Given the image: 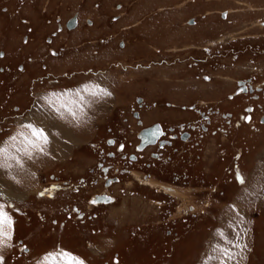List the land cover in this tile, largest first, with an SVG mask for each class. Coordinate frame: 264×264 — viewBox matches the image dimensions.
<instances>
[{
    "label": "rangeland",
    "instance_id": "1",
    "mask_svg": "<svg viewBox=\"0 0 264 264\" xmlns=\"http://www.w3.org/2000/svg\"><path fill=\"white\" fill-rule=\"evenodd\" d=\"M70 1L0 0V147L20 161L0 157V190L11 194L0 191V205L14 222L12 239L0 247L3 264H53L45 258L60 251L84 264H264V123L258 119L264 94L228 97L238 78L254 73L257 85L264 78V0H91L101 14L87 31L99 24L107 29L84 33L75 46L63 35L76 17L64 21L73 12ZM104 3L109 7L100 9ZM181 27L189 36H178ZM79 48L87 50L84 61L69 64L66 53L74 57ZM245 59L247 68L232 72ZM51 96L70 104L75 116L56 112ZM138 97L147 116L142 124L130 115ZM196 108L212 112L211 122ZM45 116L68 130L64 135L51 126L41 152L18 133L27 134L22 125L28 123L51 128L35 122ZM154 120L164 127L194 124L193 138L176 141L178 150L166 148L159 159L149 156L158 149L152 145L139 161L130 160L127 153L138 151L137 129ZM112 134L122 150L106 144ZM110 176L118 180L107 185ZM159 179L193 191H165L171 185ZM98 192L114 200L94 205Z\"/></svg>",
    "mask_w": 264,
    "mask_h": 264
},
{
    "label": "flooded vegetation",
    "instance_id": "2",
    "mask_svg": "<svg viewBox=\"0 0 264 264\" xmlns=\"http://www.w3.org/2000/svg\"><path fill=\"white\" fill-rule=\"evenodd\" d=\"M76 18V20H77V17H75ZM67 23V22H66ZM65 26H66V24H65ZM66 28H68L67 26H66ZM50 51V53L52 54V55H55V53H57V51L55 52L54 50H52V49H50L49 50ZM1 55H3V58H4V56L6 55V53H5V51H1ZM21 66L19 67V69H21V70H23L24 69V67L23 66H25L26 67V65L25 64H23V63H21L20 64ZM44 69L47 67V65L45 64V63H43V66H42ZM0 69H2L1 71L3 72V71H5L4 70V68H2V67H0ZM51 72V71H50ZM256 77L255 76H253L252 74H249V75H246V76H244V77H241V78H238L237 80H236V87H235V89L233 90V93H228V97H230L233 101H234V99H236V98H238V97H240V96H248V97H250V98H258L259 97V94H258V92L259 93H262V94H264V78H262L261 79V82H260V84L259 85H257V84H255L254 83V79H255ZM34 80L33 81H35V80H38L39 78H33ZM53 80V79H52ZM52 80H50V81H52ZM54 81V80H53ZM259 83V82H258ZM229 98V99H230ZM50 99L52 100L53 99V101H54V104H55V110H56V112H59V114H61V115H64V114H70V115H72L71 114V109L69 108V106L68 105H70V104H68V105H64L65 107H61L59 104L60 103H62L63 102V99L61 98V100L60 99H57L55 96H51L50 97ZM137 101H138V104H139V107L138 108H136V109H134L133 108V110L130 112V115L132 116V117H135V121L137 122V123H140V124H142L143 123V121L147 118V116L145 115V113L143 112V107H142V105L140 106V103L142 102V101H140V98L138 97L137 98ZM68 103H70L71 101H67ZM66 102V103H67ZM59 103V104H58ZM49 104V103H48ZM58 106V108H59V110H57V107ZM67 106V107H66ZM191 106V105H190ZM189 106V107H190ZM192 107H194V105H192ZM248 108H253L251 105H249V106H247ZM69 108V109H68ZM159 110V109H158ZM158 110H156V111H158ZM195 110H198L199 111V114H200V116H201V118H203V119H205V121L207 122V123H210L211 122V113H208V114H206L205 113V111L204 110H200V109H195ZM213 111V110H212ZM47 112H49V110L47 111ZM75 112V111H74ZM213 112H215V110L213 111ZM150 113L151 112H149V116H150ZM241 116H242V119H244L245 121H250L251 119H252V115H251V113H247V112H244V113H242V114H240ZM45 118H49L48 116H45L44 117V119ZM258 119H259V121L260 122H263L264 123V112L263 113H261L259 116H258ZM62 120H67V118H65L64 116L62 117ZM43 122L42 121H40V125L42 124ZM180 123V122H179ZM185 123V122H184ZM205 124V123H204ZM203 123H201L200 124V128H203V129H207L208 128V126L205 124L204 125ZM188 125V124H187ZM147 126H150V127H152V130H153V132L156 134V137H155V139L153 140V141H149V142H147V143H145V144H143L142 146H141V138H140V136H139V131H140V129H142L143 127H147ZM190 128H185L184 127V125H181V127L179 128V126L177 127V125H173V124H168V125H166V127H164L163 125H162V123L159 121V120H154V121H152V122H150V123H145V124H143L142 126H140L138 129H137V131H136V135H137V142L134 144V146H135V148H137L138 149V151H137V153H135V152H128L127 153V157L130 159V160H136V161H139L140 160V157H141V153H142V151H145V149H148L150 146H152V145H155L158 149L157 150H149L148 151V153H149V156H153V157H158V159L161 157V155H162V153H163V150L164 149H166V148H169V147H171L172 149H175V150H178V147H176L175 145V143H176V141H179V142H182V143H185V142H188V141H190L192 138H193V130H192V128L193 127H195L194 126V124H191V125H188ZM105 142H106V144L108 143V144H112V145H116V148H117V150H122L125 146H124V143L123 142H119L118 141V139L116 138V136H114L113 134L112 135H109V136H107L106 138H105ZM111 142V143H110ZM103 150V149H102ZM103 152H105V151H103ZM107 155H109V156H113V155H115V151H107ZM101 158L103 159V160H105L106 159V156L104 155V154H101ZM170 158H172L171 156H169V155H166L165 156V159L167 160V159H170ZM155 160V159H154ZM215 162H213L212 164H214ZM99 164V163H98ZM145 164H147L146 162H145ZM100 167L103 165V162H100ZM102 169L104 170V169H107V165L106 166H104L103 165V167H102ZM130 173H131V170H130ZM141 173V175H142V178H144V179H146V180H149V179H154V178H156L155 176H152L151 175V172L150 173H146V172H140ZM174 177L173 178H175V180H177V179H179V174L178 173H175L174 175H173ZM158 179V178H157ZM113 180H118V177H107L106 178V180H105V182H106V184L108 185H110V184H113ZM156 180V179H155ZM160 181L159 182H162V183H167L166 181H163L162 179H159ZM174 180V181H175ZM71 182V181H70ZM117 182H119V181H117ZM64 183L66 184H68V181H64ZM114 183H116V182H114ZM167 184H170L171 186H168V185H166L167 187H164L165 188V191H170L171 189H173V190H175V186L176 185H173L174 183H167ZM148 186H150V187H154V186H152V185H149L148 184ZM158 187V186H157ZM168 188V189H167ZM75 190H76V188H75ZM180 190H182V191H185L186 192V195H187V192L189 191H193V188H192V186H189V187H187V188H184V189H179V191L178 190H175V191H177V192H180ZM98 194H103V195H105L108 199H105L106 201H111V200H114V197H112V195H110V194H108V193H106V192H98V193H94L93 194V196L91 197V200L92 201H95V203H94V205H108L107 203H105L104 201L102 202V200H103V197L102 198H97V195ZM178 194V193H177ZM183 194V193H182ZM104 196V197H105ZM105 197V198H106ZM188 197V196H187ZM99 201V202H96V201ZM97 203V204H96ZM190 203H188V207L189 206H191L192 208H193V204H190ZM73 207V206H72ZM75 207V209H76V213L77 214H80L82 217H83V214H84V211H81V209L80 208H77V206H74ZM78 210V211H77ZM69 214V213H68ZM94 214H96L95 212H94ZM97 215V214H96ZM83 219V218H82ZM20 242H21V240H20ZM23 249H28V250H30L31 248H29L28 247V245H26L25 246V244H24V246H23Z\"/></svg>",
    "mask_w": 264,
    "mask_h": 264
},
{
    "label": "snow or ice",
    "instance_id": "3",
    "mask_svg": "<svg viewBox=\"0 0 264 264\" xmlns=\"http://www.w3.org/2000/svg\"><path fill=\"white\" fill-rule=\"evenodd\" d=\"M96 87L99 88L98 85ZM85 91H88V89H85ZM100 91L104 92L105 95H111V93H108L103 89H100ZM76 95L79 96V100L81 102L84 101L83 96H80L79 93H76ZM90 95L96 96L97 92L91 91ZM73 102L75 103V101ZM61 106L64 107V105ZM71 114L75 116L74 112H71ZM22 127L28 129L27 134L24 132L18 133L19 136L23 137L22 143L26 146H31L32 148H35L38 151L42 152L43 145H47L49 142L48 136L45 134V130L41 127L34 125L33 123L24 124L22 125ZM151 135H155V133H152ZM11 140L16 141L17 136L11 137ZM38 141L42 142V144L38 143ZM21 151H23L25 154H29L27 147L16 148V152L19 153ZM0 157H3L5 162L7 160H16L17 163H20L19 159L15 155L10 154L9 149L7 147H0ZM4 166L5 163H0V167ZM93 203H95V201H93ZM13 223L14 222L12 217L6 211H4V206L0 205V247L8 246L5 242L12 239ZM229 243H231V241H229ZM234 247H241V245L236 244L234 245ZM243 247H246V245H244ZM223 255H226L229 259H231L232 256L230 250L227 248L223 249ZM45 259H50L51 261H53V264H84L81 259L74 256L72 253L66 251H60L55 254L50 253L49 256ZM0 264H3L2 255H0Z\"/></svg>",
    "mask_w": 264,
    "mask_h": 264
},
{
    "label": "crops",
    "instance_id": "4",
    "mask_svg": "<svg viewBox=\"0 0 264 264\" xmlns=\"http://www.w3.org/2000/svg\"><path fill=\"white\" fill-rule=\"evenodd\" d=\"M91 0H71L70 1V8H71V10L73 11L69 16H67L65 19H64V21H66V20H68V18H70L72 15H76V17H77V22H78V25H77V27H75L74 29L73 28H67V29H64V31H63V35H66V43L67 44H69L70 43V45L71 46H75V45H77L76 43V41H77V39H80V40H84V38H86V34L84 35V33H90L91 34V32L92 33H102V32H104L106 29H107V26L105 25V26H102V25H100L99 24V26H98V30H90V31H87V29L88 28H94L95 26H96V24H95V20H98V18H99V14H101V13H98V9H96V7H94V6H97V3H95L94 1H93V7L91 8V7H89V5H88V2H90ZM92 4V3H91ZM109 7V5H107V4H105L104 3V6L103 7H100V9H107ZM64 12H61V14H63ZM113 16V15H112ZM120 16V15H119ZM116 17L115 18V20H118L120 17ZM88 17H91V23H87V18ZM99 20H100V18H99ZM102 22V21H101ZM102 24V23H101ZM125 28H127V27H136V25H128V26H124ZM140 27L141 28H143V29H145V30H148L149 32L152 30V25H146V26H142V25H140ZM183 27H181V28H176V31L175 32H178L179 33V35L178 36H180L181 38H183V37H185V36H187L189 33H187V34H185L184 35V28L182 29ZM71 29H73V30H71ZM95 29V28H94ZM191 29H192V34H193V36H192V39L193 40H197V37H196V35L198 34V32H197V30L199 31V29L197 28V26H195V27H191ZM63 30V29H62ZM186 32V31H185ZM64 33H66V34H64ZM68 33H71L72 35L71 36H69L68 37ZM194 34H195V36H194ZM78 35V36H77ZM84 35V36H83ZM189 36V35H188ZM92 39H93V37H91ZM95 38V37H94ZM136 45L134 44V45H131L130 46V48H131V52H134L135 50H136ZM91 47H88L87 49H90ZM80 49V48H79ZM77 51H78V53H77ZM77 51H75V56L74 57H72L70 54H68V52L66 53V59H67V62L69 63V64H76L77 62H80V63H82L83 61H84V55H81V52L82 53H84V54H86L85 52L87 51H81V49L80 50H77ZM71 52V51H70ZM87 57V56H86ZM248 58V57H247ZM86 59V58H85ZM242 61V60H241ZM248 60L247 59H245V60H243V62H240V63H235V64H232L234 67V69L232 70V72L233 71H235V69L236 68H239V69H245V68H247V66H248V64L246 63ZM252 61H254V60H252ZM255 62V61H254ZM250 63V62H249ZM250 64H253V62L252 63H250ZM255 65V64H254ZM259 69V68H258ZM252 75L253 76H255L256 78H258V76L257 75H255L254 73H252ZM228 76H229V78H231V77H233L234 79L235 78H237V77H235V75H233V76H230L229 74H228ZM211 78V77H210ZM232 78V79H233ZM178 88V87H177ZM67 122V121H66ZM54 133V132H53ZM54 135L55 136H60V135H57V133H54ZM49 143V142H48ZM1 170V169H0ZM193 206H194V204H193ZM195 207V206H194Z\"/></svg>",
    "mask_w": 264,
    "mask_h": 264
},
{
    "label": "bare ground",
    "instance_id": "5",
    "mask_svg": "<svg viewBox=\"0 0 264 264\" xmlns=\"http://www.w3.org/2000/svg\"><path fill=\"white\" fill-rule=\"evenodd\" d=\"M73 18V17H72ZM68 22V21H67ZM76 23H77V20H76V18H75V20L74 21H70L69 22V26L67 25V23H66V26L68 27V28H73L75 25H76ZM42 116V115H41ZM43 120V121H42ZM32 121H34L33 119H32ZM40 121H42L43 123V125L45 124L46 125V127H54L53 129H57L58 131H60L62 134H64L65 135V132L68 130L66 127V131L64 130V126H66V125H64L63 126V124H61L60 122H58V121H53L52 119L50 120V118H45L44 119V117H42V118H39V120L38 121H35L36 123H40ZM37 124V125H38ZM44 125V126H45ZM52 127L51 128H47V130L45 131V133L48 135V129H52ZM69 136V135H68ZM67 136V137H68ZM70 137V136H69ZM151 141H153V140H151ZM14 171V170H13ZM1 192H3V194H6V195H11L10 194V192H9V190H7V189H5V188H2L1 187V190H0ZM106 197V196H105ZM104 196H103V200H102V202L104 201V202H107L105 199H108L107 197L105 198ZM100 201V200H99ZM98 200L96 201V202H99Z\"/></svg>",
    "mask_w": 264,
    "mask_h": 264
},
{
    "label": "water",
    "instance_id": "6",
    "mask_svg": "<svg viewBox=\"0 0 264 264\" xmlns=\"http://www.w3.org/2000/svg\"><path fill=\"white\" fill-rule=\"evenodd\" d=\"M74 20H75V17L69 19L68 22H67V25L69 26V22L70 21H74ZM152 133H154V132L152 130V127H150V126L143 127L142 129H140L139 136L141 138V146L143 144L155 139L156 134L155 135H151ZM103 196H105V195L98 194L97 198H102Z\"/></svg>",
    "mask_w": 264,
    "mask_h": 264
}]
</instances>
